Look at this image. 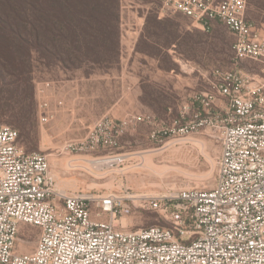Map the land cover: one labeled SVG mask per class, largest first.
Returning <instances> with one entry per match:
<instances>
[{
    "label": "built area",
    "instance_id": "2783aa9c",
    "mask_svg": "<svg viewBox=\"0 0 264 264\" xmlns=\"http://www.w3.org/2000/svg\"><path fill=\"white\" fill-rule=\"evenodd\" d=\"M173 14L206 33L222 25L233 38L234 65L244 59L259 72L215 69L210 88L182 102L171 127L151 113L103 116L58 153L72 156L67 172H104L128 162L120 142L141 127L160 146L206 133L220 144L213 187L125 197L69 191L48 155L25 152L18 131L2 125L0 264H264V32L247 18L245 0H158L159 19ZM34 86L43 126L53 116L55 86ZM136 210L154 213L157 224L126 230L123 219ZM23 226L38 236L34 249L20 254Z\"/></svg>",
    "mask_w": 264,
    "mask_h": 264
},
{
    "label": "rangeland",
    "instance_id": "374dc122",
    "mask_svg": "<svg viewBox=\"0 0 264 264\" xmlns=\"http://www.w3.org/2000/svg\"><path fill=\"white\" fill-rule=\"evenodd\" d=\"M119 1L120 25L138 17L145 24L149 13L158 8V0ZM162 20L175 33L177 39L172 45L165 46L164 37L142 38L144 26L135 44L129 40H124L122 44V33L125 34L122 29H126L124 24L123 28L120 26L118 64L111 68L87 65L81 70L66 71L57 66L44 67L33 58L31 75L34 81H59L66 74L84 89V96L77 100L79 105H75L73 111L69 108V99L63 97L60 107L52 106V118L43 126L36 123L31 142L22 138L18 140L25 152L48 155L57 177L74 191L116 192L125 197L154 195L180 187H213L220 144L206 133L195 137L176 135L160 146L150 142L148 129L141 127L136 134L125 136L120 142L122 151L130 155L128 162L120 168L104 172H67L64 162L72 156L58 153L65 145L84 138L91 125L111 109L120 113L112 116L115 118L128 113H151L171 127L178 117L181 103L193 93L210 88L213 70L259 72L257 65L244 59H238L237 65H234L233 38L222 25L216 23L212 31L206 33L178 14ZM130 87L131 105L128 106L124 98L113 108L115 101L127 95ZM4 120L0 118V126L8 125ZM123 224L126 230L134 231L157 222L154 213L136 210L123 219ZM37 236L36 229L23 226L17 251L20 254L31 252Z\"/></svg>",
    "mask_w": 264,
    "mask_h": 264
},
{
    "label": "trees",
    "instance_id": "16d2710c",
    "mask_svg": "<svg viewBox=\"0 0 264 264\" xmlns=\"http://www.w3.org/2000/svg\"><path fill=\"white\" fill-rule=\"evenodd\" d=\"M247 18L264 32V0H245ZM157 10L142 38L177 39ZM120 55L119 0H0V118L33 139L37 121L33 58L44 67L111 68Z\"/></svg>",
    "mask_w": 264,
    "mask_h": 264
},
{
    "label": "crops",
    "instance_id": "0c3cea01",
    "mask_svg": "<svg viewBox=\"0 0 264 264\" xmlns=\"http://www.w3.org/2000/svg\"><path fill=\"white\" fill-rule=\"evenodd\" d=\"M126 26V29H122V31L125 33H122V41L121 43L123 44V41L125 40H129L130 43L135 44L137 38L140 36L141 32H142V28L144 26V20L140 17L136 18V19H130L128 22L124 23ZM124 24H121L120 26H122V28L124 27ZM66 74H63V79L59 80V81H53L54 82V86H55V90L53 91L52 94V99H51V104L53 107L56 108L55 102L56 100H62V98H68L69 102H70V109L71 111H73L75 108V105H79L80 101H77L79 98L82 99L84 94H83V86L80 85L78 86L76 80L73 81V79L67 78ZM130 89H132L131 87L129 88L127 95H124V97H122L120 100H116L114 103V107L120 102V101H124V98L127 100V105H131V102L129 101V97H131V93H129V91H131ZM132 100V99H131ZM77 101V102H76ZM76 102V104H75ZM124 103V102H123ZM113 109L109 110L106 112V114H104L103 116H108L107 114H111L110 116H116L119 115L120 113H118L117 111L112 112ZM101 116V117H103ZM80 182H83V180L80 179ZM58 184L60 187L67 189L69 191H74L73 188L69 187L68 185H66V183H62L58 177Z\"/></svg>",
    "mask_w": 264,
    "mask_h": 264
}]
</instances>
